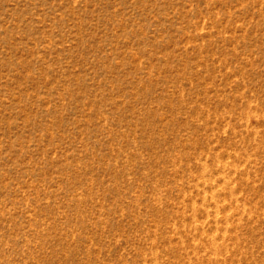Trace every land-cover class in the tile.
<instances>
[{"label":"rangeland","instance_id":"obj_1","mask_svg":"<svg viewBox=\"0 0 264 264\" xmlns=\"http://www.w3.org/2000/svg\"><path fill=\"white\" fill-rule=\"evenodd\" d=\"M0 264H264V0H0Z\"/></svg>","mask_w":264,"mask_h":264}]
</instances>
